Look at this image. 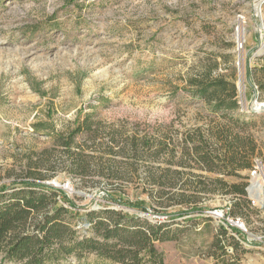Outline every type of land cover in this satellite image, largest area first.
I'll return each mask as SVG.
<instances>
[{
    "label": "rangeland",
    "instance_id": "1",
    "mask_svg": "<svg viewBox=\"0 0 264 264\" xmlns=\"http://www.w3.org/2000/svg\"><path fill=\"white\" fill-rule=\"evenodd\" d=\"M240 16L245 43L238 57L233 30ZM263 66L264 0H0V185L22 178L29 165L53 149V133L75 127L86 116L123 137L168 139L177 156L172 150L162 153V166L183 155L185 138L199 141L201 132L217 135L220 130L240 134L251 146L244 152L255 148L251 162L259 159L264 165V112L255 109L256 101L264 103V91L259 92ZM208 67L213 76H234L241 102L237 111L213 113L192 95L190 77ZM150 154L139 153V174L124 164L126 180L119 184L131 199H148L149 190L157 188L147 183L143 166ZM184 170L230 183L241 180L197 167ZM48 183L64 189L81 213L107 202L108 185L77 188L61 170ZM219 184L208 186L221 192ZM208 196L203 214L174 217L169 228L177 239L157 243L164 263L264 264V209L251 222L239 217L244 238L229 226L223 236L224 219L214 211L227 216L233 196ZM111 207L155 222L169 221L181 206L166 212L149 208L148 213ZM75 222L88 233L86 221ZM82 264L111 263L91 255Z\"/></svg>",
    "mask_w": 264,
    "mask_h": 264
},
{
    "label": "trees",
    "instance_id": "2",
    "mask_svg": "<svg viewBox=\"0 0 264 264\" xmlns=\"http://www.w3.org/2000/svg\"><path fill=\"white\" fill-rule=\"evenodd\" d=\"M189 86L192 95L204 101L213 113L234 112L241 107L234 76H213V68L208 67L191 76ZM260 90L264 91V79L259 80ZM103 129L86 116L76 121L75 127L53 133V149L44 151L34 166L29 165L22 178L0 185V264H69L71 258L82 264L91 255L111 264H165L157 243L177 239L169 228L174 217L203 214L208 194L233 196L228 216L251 222L253 216L262 213L247 195L250 173L239 174L252 170L251 154L255 152L253 146L244 152L250 145L240 134L220 130L217 135L201 132L199 141L185 138L183 155L162 166V153L172 150V157L177 156L176 147H170L168 139L137 134L123 137L118 130ZM141 151L152 155L146 159L149 164L143 166L148 172L147 183L157 188L149 190L148 199H131L119 182L126 180L124 164L139 174L137 160ZM152 162L158 163L157 167L151 166ZM195 167L241 180L230 183L224 177L184 170ZM58 170L71 176L77 188L108 185L104 196L107 202L99 209L81 213L82 207L64 189L48 183ZM216 182L221 192L208 186ZM114 204L145 213L149 208L166 212L170 207H181L169 215V221L154 222L138 212L111 207ZM77 218L88 223V233L77 228ZM228 226L233 234L244 238V231L231 225H222L221 235L228 234ZM230 238L240 244L232 235Z\"/></svg>",
    "mask_w": 264,
    "mask_h": 264
},
{
    "label": "built area",
    "instance_id": "3",
    "mask_svg": "<svg viewBox=\"0 0 264 264\" xmlns=\"http://www.w3.org/2000/svg\"><path fill=\"white\" fill-rule=\"evenodd\" d=\"M241 19H243L241 21ZM239 22L241 24H238L234 28V36H235V50L238 53V57L240 56V53L244 50V43L245 38L243 37L245 32V20L240 16ZM237 65H239V62L237 61ZM257 88V86H255ZM241 102L239 101V104ZM261 104L263 108H256V105ZM255 109L259 110L261 112H264V103L255 102ZM250 181L249 185L247 186V193L249 195V198L252 200L253 204L256 205L260 209H264V165L262 161L259 159L255 160V163L253 165L252 170L250 171ZM258 194V197H256ZM214 213L220 218L224 219V224L231 225V226H237L242 231L246 232V229L244 227L243 221L238 217L234 218L231 216H225V213L221 211V213L218 212V210L214 211ZM231 223V224H230Z\"/></svg>",
    "mask_w": 264,
    "mask_h": 264
},
{
    "label": "bare ground",
    "instance_id": "4",
    "mask_svg": "<svg viewBox=\"0 0 264 264\" xmlns=\"http://www.w3.org/2000/svg\"><path fill=\"white\" fill-rule=\"evenodd\" d=\"M259 106V105H258ZM261 106V105H260ZM262 108H263V106H261ZM258 108H260V107H258ZM257 196L256 197H258V194H256Z\"/></svg>",
    "mask_w": 264,
    "mask_h": 264
}]
</instances>
